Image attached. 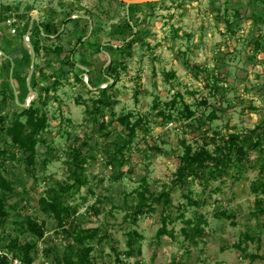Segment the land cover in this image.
<instances>
[{"label": "rangeland", "instance_id": "rangeland-1", "mask_svg": "<svg viewBox=\"0 0 264 264\" xmlns=\"http://www.w3.org/2000/svg\"><path fill=\"white\" fill-rule=\"evenodd\" d=\"M4 1L21 13L24 28L35 18L42 26L28 36L39 46L28 84L35 95L26 81L31 57L21 61L23 29L0 37V50L19 56L9 69L0 60V147L11 172L4 176L18 180L7 193L17 206L4 226L7 240L35 241L31 264H53V254L75 259L77 244L68 245L71 238L38 204L46 188L74 184L64 199L76 207L75 225L95 230L82 243L92 248V264H264V193L251 187L264 182V155L251 152V161L238 166L210 165L199 178L178 181L176 173L184 147L220 156L228 134L246 136L264 123V0L139 3L128 12L135 32L124 30L125 4L117 0ZM20 64L26 71H11L13 88L10 69ZM102 89L106 105L97 102ZM31 104L46 121L35 162L26 166L4 129ZM126 115L139 123L120 154L113 143L129 138L120 132ZM82 140L86 159L75 183L67 162ZM142 179L146 196L167 190L171 204L134 218ZM24 215L43 221L42 238L17 234L13 222ZM163 217L173 238L156 235ZM132 230L137 235L127 255ZM6 258L19 261L10 251Z\"/></svg>", "mask_w": 264, "mask_h": 264}, {"label": "trees", "instance_id": "trees-1", "mask_svg": "<svg viewBox=\"0 0 264 264\" xmlns=\"http://www.w3.org/2000/svg\"><path fill=\"white\" fill-rule=\"evenodd\" d=\"M122 3V2H121ZM154 2H144L141 4H148ZM141 4H131L129 6V11H131L132 7L139 6ZM82 19V17H79ZM85 20V19H84ZM132 17L124 19L123 28L132 29L133 26L130 23ZM88 21V20H87ZM28 27V26H27ZM27 27L22 30L25 32ZM41 25L32 24L31 31L34 28L36 34H40ZM46 35L45 37L50 36L51 28L45 25ZM21 32V33H22ZM136 34L129 41H134L136 39ZM85 35H81L78 37V43L82 41ZM128 36L122 39V43L126 41ZM130 43V42H129ZM34 55L38 53V42H31ZM74 49L71 50L70 56L74 53ZM30 56V52L27 48H24L21 53V61L25 62V59ZM70 59V58H69ZM76 63V62H75ZM4 68L9 69L10 60L6 59L3 65ZM26 71V68L23 64L18 65V67L13 68V74L20 75ZM103 79V78H102ZM107 79H109L107 77ZM105 78L104 80L107 81ZM106 90H101L100 99L97 102L106 105ZM171 103H174L172 100ZM185 117L189 118L192 115V111L189 110L188 107L185 108ZM22 113L25 115V120H21L18 116L14 118L8 126L4 129V136H6L12 145L16 147L18 151H20L21 156L23 158V162L26 166H32L35 162V154H36V143H37V132L44 128L45 125V116L43 113L37 114V110L32 108V104L28 108H22ZM160 115H164L162 111H159ZM123 123V127L121 129V133L125 134L128 139L121 138V140H117L113 143L114 147L117 149V152L122 154L123 150L126 149L128 145V141L130 137L134 133L135 127L138 125L139 120H136L133 123H128V117L122 116L120 118ZM0 121H3L0 118ZM125 136V137H126ZM88 146V142L86 140H82V142L78 145H73V154L70 156L67 164L68 170L71 171V176L74 178L75 183L80 181V170H82V165L85 162V156L82 153L84 147ZM225 150V152H223ZM4 148L0 147V156H5ZM220 153V156L209 152L205 148H200L197 150H192L189 146L184 147L183 153L181 154L179 160V166L177 168V180L183 181L187 177H201V171L205 167L213 166L215 169H220V167L227 168L229 164H234L236 166L240 165L243 161H251L250 153H258V157L264 155V123L258 124L253 129L250 130L249 134L246 136H241L237 133L228 134L227 138L223 140L222 146L218 147L217 150ZM10 155L14 157V153L11 152ZM233 155V156H231ZM3 156L0 159V264H10L7 262L6 254L7 252H12L13 255L19 260L21 264H31L34 260V256L31 255V252L34 251L36 247L35 241L24 239L22 243L18 242V238L13 237L7 240V237L4 235V226L6 222L10 219V211L12 209H16L15 202H9V196L7 193L12 191V184L18 182L16 177L12 176L14 179L8 180L4 174L8 175L11 172L5 166V157ZM112 161V160H111ZM119 177V176H117ZM144 186L143 189L140 190L137 194L138 202L134 206L132 215L136 218L138 214H141L145 211L152 212L155 210V206H160L161 208L167 207L171 204V199L169 192L167 190H162L157 194L149 193L146 196V192L148 193V188L145 186V180L142 179L141 182ZM74 186V184L70 185H57L50 186L46 188L44 194L39 197L38 204L40 209L44 214L50 216L55 222L58 228L61 229V232L64 233L65 237H70L71 240L68 242V245L72 247L73 241L77 244L76 247V258L73 259L70 255L64 254L62 257L58 255H52L51 260L53 264H92L90 260V251L91 246H82V243L85 240L92 238L95 234V230L92 228L88 229H80L78 228L73 220V215L76 213V207L69 204L65 199L64 195H66L70 189ZM252 192L254 193H264V182H261L259 179L254 180L251 183ZM95 213H98V208H95ZM260 213H264V209H260ZM189 222V220L187 221ZM14 224H18V227L14 228L17 231V234H20L23 231L29 233L35 239L42 238L44 234V228L42 227L43 221L38 222L35 217L30 215L19 216L17 221L13 222ZM162 226L157 230V237L162 234H167L171 238H173L172 232L168 231L165 227V217L162 219ZM66 224L68 226L66 227ZM196 232L201 233L202 230L198 228L196 225L194 227ZM137 235L135 230H132L128 233L127 245L128 250L126 251L127 255L132 254V242L134 241V236ZM246 237H249L246 234ZM49 250L46 249V255Z\"/></svg>", "mask_w": 264, "mask_h": 264}, {"label": "built area", "instance_id": "built-area-1", "mask_svg": "<svg viewBox=\"0 0 264 264\" xmlns=\"http://www.w3.org/2000/svg\"><path fill=\"white\" fill-rule=\"evenodd\" d=\"M25 23V19L21 17V13L15 10L4 0H0V36H3L5 33L10 35H17L21 32V29ZM23 43L26 45L25 39L23 36ZM29 40V37H27ZM0 56L2 54L0 53ZM14 264H21L18 262H13Z\"/></svg>", "mask_w": 264, "mask_h": 264}, {"label": "water", "instance_id": "water-1", "mask_svg": "<svg viewBox=\"0 0 264 264\" xmlns=\"http://www.w3.org/2000/svg\"><path fill=\"white\" fill-rule=\"evenodd\" d=\"M117 1H119V2H122V3H124L125 4V14H126V16H127V18L129 17L128 16V9H129V6L131 5V4H138V3H144V2H155V1H160V0H117ZM31 27H32V20L30 21V23H29V26H28V28H27V30H26V32H25V34H24V36L26 37V39H25V42H26V46H27V48H28V50H29V52H30V57H31V60H30V70H29V73H28V75H27V79H26V81H27V87H28V90H29V92L30 93H32L33 95H35V91H33L30 87H29V80H30V77H31V73H32V68H33V61H34V51H33V48H32V45H31V43H30V41L27 39V37L29 36V34H30V29H31ZM133 31L135 32V28L133 27ZM133 36V35H132ZM131 36V37H132ZM0 53L3 55V56H7V55H5V53H3L2 51H0ZM12 69V68H11ZM10 82H11V85H12V87L14 88V86H13V83H12V79H11V70H10ZM14 98H15V100H16V92L14 91ZM21 104V103H20ZM21 105H23V104H21Z\"/></svg>", "mask_w": 264, "mask_h": 264}, {"label": "crops", "instance_id": "crops-1", "mask_svg": "<svg viewBox=\"0 0 264 264\" xmlns=\"http://www.w3.org/2000/svg\"><path fill=\"white\" fill-rule=\"evenodd\" d=\"M32 20V24L33 23H35L36 25H39L38 24V21H37V19L35 18V19H31ZM30 20V21H31ZM30 21L27 23V26H29V23H30ZM26 22V21H25ZM24 25H25V23H24ZM26 26V27H27ZM28 28V27H27ZM23 30L25 29L24 27L22 28ZM27 30V29H26ZM31 31V30H30ZM26 32V31H25ZM25 32H24V34H25ZM24 34H23V36H24ZM30 34H31V32H30ZM29 34V35H30ZM0 37H6V38H12V37H14L13 35H10V34H8V33H5L3 36H0ZM24 44V43H23ZM24 48H27V46L24 44V47L22 48V50L24 49ZM28 49V48H27ZM0 51H2L3 53H5V55H7V56H0V60L3 58V57H5L6 59H9V60H12L13 58H14V55L16 56V57H19V56H17L18 54H14V55H10L9 53H7L5 50H0ZM29 51V50H28ZM15 53H16V51H15ZM20 53H22L21 51H20ZM21 55V54H20ZM11 71H12V69H10ZM9 76H10V74H9Z\"/></svg>", "mask_w": 264, "mask_h": 264}, {"label": "flooded vegetation", "instance_id": "flooded-vegetation-1", "mask_svg": "<svg viewBox=\"0 0 264 264\" xmlns=\"http://www.w3.org/2000/svg\"><path fill=\"white\" fill-rule=\"evenodd\" d=\"M12 72H13V69H12Z\"/></svg>", "mask_w": 264, "mask_h": 264}]
</instances>
